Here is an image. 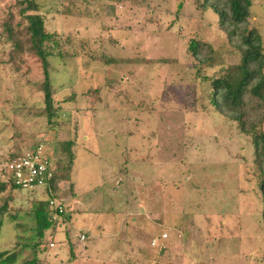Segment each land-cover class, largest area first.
<instances>
[{
  "label": "rangeland",
  "instance_id": "obj_1",
  "mask_svg": "<svg viewBox=\"0 0 264 264\" xmlns=\"http://www.w3.org/2000/svg\"><path fill=\"white\" fill-rule=\"evenodd\" d=\"M17 1L0 0V182L5 159L41 143L63 167L58 199L72 213L42 262L264 264L254 143L216 110L209 84L242 56L204 0H32L54 34L52 119L41 60L6 34L10 15L27 27ZM253 2L249 25L264 40V0ZM195 39L213 50L206 63ZM48 197L0 193V252L33 258V212Z\"/></svg>",
  "mask_w": 264,
  "mask_h": 264
},
{
  "label": "trees",
  "instance_id": "obj_2",
  "mask_svg": "<svg viewBox=\"0 0 264 264\" xmlns=\"http://www.w3.org/2000/svg\"><path fill=\"white\" fill-rule=\"evenodd\" d=\"M26 2L28 5H25ZM16 4L21 7L20 13L27 20V27L10 25V22L14 20L10 15L9 20L4 24L6 34L8 39L16 45V50L34 52L41 60L45 77L41 91L44 92L47 116L52 119L58 116L50 73V59L54 55L51 50L54 34L46 28L43 17L37 12L35 2L18 0ZM202 5V10H211L217 14L219 26L227 37L232 41L238 40L236 48L241 53V62L232 66L221 76L212 79L209 84L214 92L212 102L216 110L226 114L237 124L240 133L247 135L254 143L255 172L261 180L260 189L264 200V40L259 29L250 28L249 25L254 2L253 0H204ZM188 48L199 62L206 63L211 59L213 50L205 41L191 40ZM137 62H145V60L141 59ZM132 63L136 64L134 60ZM25 152L21 150L13 153L5 159L4 164ZM2 169L8 180L0 182V193L4 192L9 185L12 189L23 190L8 177L5 166ZM62 171L63 167L58 166L50 185L44 189L49 196L43 201L45 205L33 212L36 219V226L33 229L38 238L32 245L35 250L33 258L20 262L17 253L2 251L0 252L1 264H44L38 254L39 249L44 251L47 247V250L51 251L56 246L55 236L62 229L58 223L62 219L68 222L72 214L67 219L68 209L61 213L57 209H52L50 204L51 200L59 198L63 179ZM262 222L264 223V220ZM65 235L70 244L72 235L70 228L66 230ZM40 241H44L46 246L41 245ZM70 245L72 253L70 259H72L73 245Z\"/></svg>",
  "mask_w": 264,
  "mask_h": 264
},
{
  "label": "built area",
  "instance_id": "obj_3",
  "mask_svg": "<svg viewBox=\"0 0 264 264\" xmlns=\"http://www.w3.org/2000/svg\"><path fill=\"white\" fill-rule=\"evenodd\" d=\"M43 144L27 150L24 154L8 161L5 164L6 173L13 182L27 191L44 190L50 185L54 178L58 164L46 154ZM51 208L59 212H66L68 205L63 200L53 199L50 201ZM163 238H168V233L163 234ZM85 236H82V240ZM153 245H157L154 240Z\"/></svg>",
  "mask_w": 264,
  "mask_h": 264
},
{
  "label": "crops",
  "instance_id": "obj_4",
  "mask_svg": "<svg viewBox=\"0 0 264 264\" xmlns=\"http://www.w3.org/2000/svg\"><path fill=\"white\" fill-rule=\"evenodd\" d=\"M83 236V235H82ZM85 236V235H84ZM85 238H86V236H85ZM168 238H169V233H168ZM168 238H163V236L159 239V240H161L162 242H161V247H160V249L162 248V246H166L165 245V242L167 241V239ZM85 240V239H84ZM154 240H157V245H159L160 243H159V240L158 239H154ZM152 246H156V245H153L152 244ZM160 251H162V250H160Z\"/></svg>",
  "mask_w": 264,
  "mask_h": 264
},
{
  "label": "water",
  "instance_id": "obj_5",
  "mask_svg": "<svg viewBox=\"0 0 264 264\" xmlns=\"http://www.w3.org/2000/svg\"><path fill=\"white\" fill-rule=\"evenodd\" d=\"M164 249H165V247H164V246H162L161 250L163 251Z\"/></svg>",
  "mask_w": 264,
  "mask_h": 264
}]
</instances>
